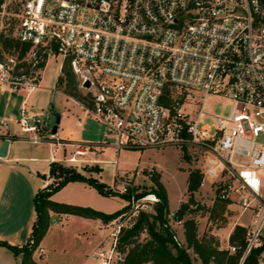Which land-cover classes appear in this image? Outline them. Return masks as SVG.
<instances>
[{
    "label": "built area",
    "instance_id": "1",
    "mask_svg": "<svg viewBox=\"0 0 264 264\" xmlns=\"http://www.w3.org/2000/svg\"><path fill=\"white\" fill-rule=\"evenodd\" d=\"M14 34L30 45L23 59L31 71L13 77L17 56L3 52L0 83L32 92L41 85L40 62L61 58L62 70L68 61L86 95L79 104L115 136L116 152L174 147L191 157L201 174L198 195L212 207L233 204L250 214L239 264L259 247L264 264V0H24ZM209 96L229 100L230 114L208 112ZM25 104L21 132L33 142L60 144L46 135L50 112L34 113ZM98 150L80 142L71 156L56 160L96 162L88 157ZM146 171L149 178L156 173ZM115 181L110 196L136 187L126 173ZM158 202L154 192L132 194L128 210L109 223V246L96 253L101 264L124 260L123 230ZM64 219L49 217L54 225ZM184 222L177 210L164 209L163 227L178 247H184L178 233Z\"/></svg>",
    "mask_w": 264,
    "mask_h": 264
},
{
    "label": "rangeland",
    "instance_id": "2",
    "mask_svg": "<svg viewBox=\"0 0 264 264\" xmlns=\"http://www.w3.org/2000/svg\"><path fill=\"white\" fill-rule=\"evenodd\" d=\"M23 2L24 0L2 1L0 7V32L11 36L15 35L14 33L18 25V12ZM60 62L61 58H53L49 61L43 78V84L46 89L39 90L38 94L40 106L44 107V110H39L38 112H50L51 114L50 129L46 135L53 139L62 137L65 139H79L85 142H102L104 150L101 153L99 152V159L102 160L97 162L101 167L99 174H97L96 163L94 161L72 163L61 160L56 162V167L61 165L66 168H74L87 176L91 175L96 177L100 182L106 183L107 187L116 186L114 179L117 166L111 161L118 157L121 161L118 166L119 172L132 176L137 192H151V189L155 187L151 178L146 175L147 169L155 168L156 172L162 174L161 181L167 189L169 210L174 211L182 202H188L190 194L187 190V179L189 173L196 168L193 159L191 157H184L182 151L174 147L149 149L145 151L121 150L117 153L113 146L116 141L115 136L107 133L106 127L102 122L95 119L93 115L85 111V108L79 106L72 98L63 93L64 87H57L58 66ZM54 87H57L60 91L52 90ZM16 94H20V92ZM231 109L232 104L227 99L209 96L207 100L206 110L212 114L228 115ZM56 113L70 115L68 125L65 127L64 123H62L57 135H54L52 129L55 125ZM79 118L82 119L83 126H78ZM207 122H210V120H207ZM260 140H264V137H261ZM38 146L47 155L50 154V149L52 148L57 158L69 157L75 151L74 147L63 143L58 144L57 140H52V142L45 141ZM91 157L94 156L90 155L88 159H93ZM47 165L45 163L44 168H42L43 170H41L44 173L47 172ZM141 168H144L145 171L137 174L136 170H140ZM59 172L58 169L49 176L51 181L47 186L54 187L56 185L61 178ZM194 198L195 201L191 206L194 211H189L184 216V219H195L198 225V236L200 238H213L217 242L219 249H227L230 245L229 236L231 232L235 226H243V224L247 223L250 217L249 212L242 215L241 209L233 204L226 206L223 212L216 210V207L210 205L209 198L204 197L203 194L198 195V191L194 193ZM51 199L62 203L89 207L110 214L125 209L129 204L128 200L121 195H107L106 193L100 192L97 188L80 181L69 182L60 190L53 193ZM144 208L146 212L156 214L155 207L150 203ZM52 215H56L59 218L62 217V214L59 212H53ZM76 221V218H71L66 222L63 221L58 226H55L49 221L46 240L39 246L43 245L47 249L48 246H55L56 249L55 251H46L44 257H41L38 248L35 249L34 255L39 260H42L43 264H59V260H67L72 258L75 253H78L79 244L83 240L82 233L76 232L75 234L71 232L72 230H69ZM178 233L184 241V247H187L184 237V227L178 228ZM261 233L264 236V225ZM144 238H148L146 232L141 235V240ZM60 245H64V248H61ZM187 252L193 264H201L200 258L192 248H187ZM54 258H57L58 261H55Z\"/></svg>",
    "mask_w": 264,
    "mask_h": 264
},
{
    "label": "trees",
    "instance_id": "3",
    "mask_svg": "<svg viewBox=\"0 0 264 264\" xmlns=\"http://www.w3.org/2000/svg\"><path fill=\"white\" fill-rule=\"evenodd\" d=\"M2 1L0 0V7ZM29 48V44L22 43L14 36L0 32V60H5L3 52L7 55H16L18 59V62L11 72L13 77H20L23 74L28 75L30 73V64L23 59L29 51ZM39 66L44 69L46 66L45 60L40 62ZM57 87H64V93L79 102L83 103L86 101V95L79 88L77 76L68 61L64 62L61 73L57 78ZM56 165V162L51 164L50 175L59 169L60 180L54 187L46 186L41 189L34 197L37 219L33 227L32 242L17 247L0 240V245L11 248L16 254L22 253L20 264H39L33 255L35 249L40 245V242L48 231L51 211L88 218H100L104 222H109L121 213L127 211L130 206L128 204L125 209L110 214L89 207L62 203L51 199L53 193L60 190L69 182L80 181L87 183L107 195H110L111 190L110 187H107L105 183L100 182L94 176H87L74 168H66L61 165L56 167ZM96 171L100 173L101 167L96 165ZM151 180L155 185L151 189V192L156 193L160 197V202L155 204L156 214L140 211L138 216L134 218L132 226L123 230L119 237L118 247L120 250L126 252V256L120 264H193L187 248L193 249L200 258L201 264L240 263L246 247V228L241 225L235 226L229 236L230 245L237 248L234 253H231L229 249H219L217 242L213 238H200L198 236L197 222L193 218H188L184 222V237L187 247H178L173 239L172 233L169 229L163 227L164 209L169 210V198L167 189L161 181V173H154ZM200 181L201 174L198 171L193 170L189 173L187 179V190L190 194L189 201L180 204L177 209V215L179 217L182 218L189 211H194L191 205L195 201L194 193L197 191ZM147 193L149 192H137V189L134 188L133 190H129L128 193H116L115 195H121L129 201L132 194H135V197L139 198ZM215 207L216 210L223 212L226 204H218ZM145 232L148 234V238L141 240V235ZM262 249V247L251 249L245 257L243 264H259Z\"/></svg>",
    "mask_w": 264,
    "mask_h": 264
},
{
    "label": "crops",
    "instance_id": "4",
    "mask_svg": "<svg viewBox=\"0 0 264 264\" xmlns=\"http://www.w3.org/2000/svg\"><path fill=\"white\" fill-rule=\"evenodd\" d=\"M48 63L42 70L40 87L32 92H28L24 88L15 90L7 84L0 83V146L5 139H10L7 155L0 157V240L6 241L17 247L26 245L33 240V227L37 219L34 197L51 181L49 178L51 164L57 162L56 159H58L54 155L52 148L50 149L49 155L42 152L38 145L45 141L33 142L29 140L26 135L21 132L18 124L20 108L24 105V101H26L25 106H27L31 112L39 113V110H44V107L40 106L38 94L39 90L46 89L43 84V78ZM60 73L61 69L59 65L58 76ZM52 90L60 91L57 87H54ZM18 92H20V94H16ZM21 92L24 94H21ZM69 97L81 106L79 101L71 96ZM52 109H54V107H52ZM60 115L61 121L59 127L62 123H64L66 127L69 123L70 114ZM78 126H83V121L80 118L78 120ZM58 140L59 142L61 141V144H67L74 148H76V144L80 142L95 144L99 146V150L95 155H92L94 157L91 158L96 160L95 163L98 166L99 164L97 162L102 161L99 159V152L101 153L104 150L102 142H85L79 139H65L62 137H58ZM115 159H118V157L113 160ZM45 163L48 165L47 172L44 173V171L41 170H43L42 168H44ZM120 163L121 161L119 159L117 164L113 163L117 166L115 176L116 174H121L118 169ZM179 206L175 210H177ZM53 212L54 211L50 212V216ZM61 214L65 216V219L58 225L63 221L66 222L71 218H76L77 221L69 230H72L71 232L75 234L76 232H81L83 240L79 244L78 253H75L72 258L67 260H59V264H101L100 260L96 257V253H98L101 248L109 246V223L111 221L104 222L100 218H88L68 213ZM47 232L40 244L45 242ZM42 247L44 248V254L41 257L45 256L46 251H55L56 249L55 246H48V249L43 245ZM60 247L64 248V245H60ZM34 259L39 264H43V261L39 260L35 255ZM54 259L58 261L57 258ZM21 260L22 253L16 254L11 248L0 245V264H20Z\"/></svg>",
    "mask_w": 264,
    "mask_h": 264
},
{
    "label": "water",
    "instance_id": "5",
    "mask_svg": "<svg viewBox=\"0 0 264 264\" xmlns=\"http://www.w3.org/2000/svg\"><path fill=\"white\" fill-rule=\"evenodd\" d=\"M86 86L90 85V82L87 81L85 83ZM61 121V115L60 113H56L55 115V125L52 129L53 134H56L58 132V127ZM10 139H5L3 144L0 146V157H4L7 155V151H8V145H9Z\"/></svg>",
    "mask_w": 264,
    "mask_h": 264
}]
</instances>
